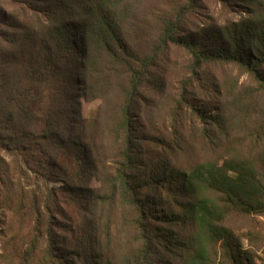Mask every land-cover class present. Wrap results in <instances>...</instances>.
<instances>
[{
    "label": "trees",
    "instance_id": "obj_1",
    "mask_svg": "<svg viewBox=\"0 0 264 264\" xmlns=\"http://www.w3.org/2000/svg\"><path fill=\"white\" fill-rule=\"evenodd\" d=\"M203 1L183 0L141 54L124 34L132 0L0 8L2 262L257 264L231 222L264 216V0H209L232 17L192 21ZM172 52L188 72L174 121L213 146L183 166L190 152L140 121ZM209 65L239 72L230 90L204 80ZM204 92L227 100L201 104ZM96 99L87 120L82 103Z\"/></svg>",
    "mask_w": 264,
    "mask_h": 264
},
{
    "label": "rangeland",
    "instance_id": "obj_2",
    "mask_svg": "<svg viewBox=\"0 0 264 264\" xmlns=\"http://www.w3.org/2000/svg\"><path fill=\"white\" fill-rule=\"evenodd\" d=\"M8 0H0V8L5 7ZM183 0H132L133 11L129 14L124 23V34L127 42L130 43L132 48L140 54L149 51L155 37L160 29L161 21L164 17L171 14L174 8L180 6ZM8 10L15 8V5H7ZM210 16L218 22H223L232 17L230 13L223 10L220 4H215L212 1L204 0L201 8H198L190 16L192 21H205ZM170 63L167 65L169 69L168 76L163 86H160L158 92L147 93L145 101L141 102L142 112L140 114V121L146 127L147 131L158 135L161 134L166 137V140L173 145L182 146L183 151L190 152L189 157L182 156L178 159L177 166H183L188 160H193L194 164L201 159L210 156L213 146L202 145L194 133L183 129L182 120L174 121L173 106L177 100L178 81L182 79L183 75H187V62L185 55L181 52H175L170 56ZM223 78L225 81L223 87L230 90L235 79L239 77V72L235 68L226 65H209L206 70L204 78L210 83L212 76ZM240 82L245 84L249 83L246 76L239 79ZM201 104L205 103L208 106H216L219 101L227 100L225 95L212 94L211 92H204L201 94ZM101 102L99 100H92L82 103L83 116L87 120H94L98 116V108ZM186 128L192 130V125L188 122L185 123ZM183 131V132H182ZM183 133V138L181 134ZM188 134L190 135L189 144L193 147L192 150L185 144ZM173 138V139H172ZM183 143V145H182ZM179 151V150H178ZM108 149L106 148L105 154ZM3 209L0 208V241L3 240L4 221ZM232 228L235 230L236 236L241 239L242 245L246 249H250L254 253L255 262L263 264L264 262V216H253L250 219H234L231 222ZM120 245V241H118ZM1 248V243H0ZM1 255V250H0ZM0 264H7L2 262Z\"/></svg>",
    "mask_w": 264,
    "mask_h": 264
}]
</instances>
